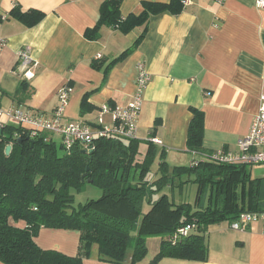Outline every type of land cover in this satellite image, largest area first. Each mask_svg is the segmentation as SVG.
<instances>
[{"label": "crops", "instance_id": "1", "mask_svg": "<svg viewBox=\"0 0 264 264\" xmlns=\"http://www.w3.org/2000/svg\"><path fill=\"white\" fill-rule=\"evenodd\" d=\"M103 1L0 0V38L5 41L0 50V108L18 107L50 117L58 105L57 90L68 85L71 94L64 119L81 120L93 129L101 106L130 102L137 68L142 65L150 81L143 91L138 140L161 141L157 152H164L169 168L189 166L193 156L186 147L187 129L196 110L203 115L202 154L234 152L264 95V8H257L255 0H224L222 4L190 0L182 4L178 15L151 16L137 48L106 70L134 44L143 28L122 34L103 27L98 40H87L84 33L95 26ZM169 1L121 0L119 12L124 18L138 13L142 2ZM15 7L22 12L39 11L43 18L27 28L9 16ZM24 47L30 48L36 64L30 80L22 77L17 63V53ZM85 95L86 104L81 107ZM155 178L153 174L147 179ZM260 195L264 205V192ZM205 235V262L163 258L152 263L159 238L158 246L147 248L137 264H264L262 222L236 231L223 221L209 225ZM34 242L43 250L73 257L79 232L40 228ZM91 251L82 264H109L96 258L95 246Z\"/></svg>", "mask_w": 264, "mask_h": 264}, {"label": "trees", "instance_id": "2", "mask_svg": "<svg viewBox=\"0 0 264 264\" xmlns=\"http://www.w3.org/2000/svg\"><path fill=\"white\" fill-rule=\"evenodd\" d=\"M182 1L142 2L138 13L123 18L121 0H104L95 26L84 37L98 40L103 27L122 34L143 28L134 44L110 62L107 70L137 48L151 16L163 12L178 15ZM9 16L31 28L43 13L15 7ZM85 104L86 95L81 107ZM192 114L187 151L202 153L203 115L196 110ZM29 134V130L11 125L0 129L1 264H82L94 246L96 258L102 262L137 264L147 253L148 237L160 238L152 263L163 258L205 262L209 225L230 223L242 212H264L261 179L251 178L244 165L197 160L196 165L169 168L163 151L158 153L155 144L138 139L100 138L90 152L77 147L67 154L55 141L44 142L43 134L33 138ZM7 146L11 147L9 154H5ZM158 159L156 178L150 181L148 175ZM182 176L189 179L177 187L187 182L196 185L193 203H176L164 193ZM88 185L100 191L99 197L75 203V195ZM186 225L195 229L172 244L168 236ZM40 228L79 232L77 254L71 257L39 248L34 238Z\"/></svg>", "mask_w": 264, "mask_h": 264}, {"label": "built area", "instance_id": "3", "mask_svg": "<svg viewBox=\"0 0 264 264\" xmlns=\"http://www.w3.org/2000/svg\"><path fill=\"white\" fill-rule=\"evenodd\" d=\"M222 4L224 0H212ZM190 0H183L186 5ZM255 6L264 8V0H255ZM4 39L0 38V50L4 46ZM17 63L22 77L30 80L34 77L33 69L36 64L31 57L29 47L22 48L17 53ZM138 74L134 83V91L130 102L126 106H109L104 104L98 110L96 123L92 129L81 120L67 121L64 119V111L70 99L71 88L68 85L61 86L56 96L58 105L46 117L41 113L16 108L2 110L0 108V129L4 126L22 127L30 131L31 138L43 134V141L48 143L57 137L62 149L70 154L74 148H81L86 152L93 150L94 142L100 138H120L123 140L137 139V121L141 111L143 91L148 85L149 75L143 70L142 65L137 68ZM20 136L16 135L15 138ZM147 141L160 145L161 141L149 138ZM264 95L260 97L259 109L252 119L248 133L237 141V149L234 152H212L202 154L192 152L193 160L190 165H196L197 160H205L218 164L244 165L246 167L261 166L264 169ZM260 221L264 223V212H242L236 220L228 223L231 230L245 231L253 223ZM194 225H186L178 228L172 235L168 236L171 243L176 239L186 237L194 230Z\"/></svg>", "mask_w": 264, "mask_h": 264}, {"label": "rangeland", "instance_id": "4", "mask_svg": "<svg viewBox=\"0 0 264 264\" xmlns=\"http://www.w3.org/2000/svg\"><path fill=\"white\" fill-rule=\"evenodd\" d=\"M56 142H59V140ZM183 161L181 163H183ZM154 164L155 165L152 168V173H150L149 176H153V174L156 171L157 162H155ZM249 170H250V174L252 178L261 179V182H262L261 191L264 192V170L263 168L258 167V166L253 167V168L250 167ZM185 181H187V176H182L181 178H175L174 187L172 188V190L167 188L164 191V193L167 194L169 198L173 199L176 203H182V202L193 203L195 199V194H196V185L191 182H187V183H184L181 188L177 187L180 182H185ZM99 195H100V191L97 188L88 185L83 189L82 193L75 195L74 197L75 203L83 202L86 199H96L99 197ZM261 204H262V200H261ZM147 210L148 208L145 207L144 211L146 212ZM256 223L259 224L261 222L257 221ZM146 243L148 245L147 247L148 249L152 248L153 246L157 247L159 243V237H148L146 239ZM132 245L133 243H131L129 249L133 247Z\"/></svg>", "mask_w": 264, "mask_h": 264}, {"label": "water", "instance_id": "5", "mask_svg": "<svg viewBox=\"0 0 264 264\" xmlns=\"http://www.w3.org/2000/svg\"><path fill=\"white\" fill-rule=\"evenodd\" d=\"M10 150H11V147L10 146H7L6 149H5V154H9ZM84 152L85 151H83V153Z\"/></svg>", "mask_w": 264, "mask_h": 264}]
</instances>
